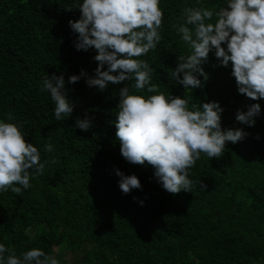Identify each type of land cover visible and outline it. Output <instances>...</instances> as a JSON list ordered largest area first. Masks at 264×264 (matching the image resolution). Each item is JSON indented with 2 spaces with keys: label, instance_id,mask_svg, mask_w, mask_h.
<instances>
[{
  "label": "trees",
  "instance_id": "16d2710c",
  "mask_svg": "<svg viewBox=\"0 0 264 264\" xmlns=\"http://www.w3.org/2000/svg\"><path fill=\"white\" fill-rule=\"evenodd\" d=\"M80 3L0 0V120L23 123L41 162L49 161L21 195L0 191V243L17 256L42 249L60 264H264V99L239 94L231 62L220 66L213 49L203 65L208 81L187 90L189 107L219 102L222 128H240L248 135L228 142L219 159L202 154L189 170L191 192L168 193L150 165H133L120 153L115 135L119 91L132 82L109 84L105 91L86 83L98 62L94 48L78 51L74 46L78 34L69 21L80 19ZM226 3L161 0L162 40L141 59L154 69L151 83L166 96L186 95L183 85L169 79L177 56L189 54L174 27L185 22L183 8L218 11ZM82 70L87 76L68 82ZM52 74L64 76L75 104L72 115L61 121L55 119L50 93L40 90ZM255 103L261 105L255 126L238 122V110L247 112ZM85 116L92 118L89 131L75 127L76 118ZM49 142L54 146L50 153L44 150ZM117 168L137 175L142 189L124 194Z\"/></svg>",
  "mask_w": 264,
  "mask_h": 264
},
{
  "label": "clouds",
  "instance_id": "9594fccd",
  "mask_svg": "<svg viewBox=\"0 0 264 264\" xmlns=\"http://www.w3.org/2000/svg\"><path fill=\"white\" fill-rule=\"evenodd\" d=\"M160 3L161 0H82L77 7L80 19L70 20L69 26L78 34L74 41L78 51H97L94 60L98 67L86 79L89 87L105 91L109 84L132 82L120 89L116 109L115 135L122 157L133 165H150L162 188L177 195L192 191L189 170L202 154L219 159L228 142H240L248 135L240 128H222L224 108L219 102L192 104L190 108L187 90L202 88L208 81L203 65L214 49L220 66L228 67L231 62L239 94L254 101L264 99V0H227L218 11L204 6L183 8L185 22L174 27L189 45V54L177 56V67L169 73V79L185 88L183 98L166 96L151 83L154 69L141 59L162 40L164 12ZM214 18V22H207ZM82 76H87L84 70L70 76L68 82L75 84ZM40 90L50 93L57 121L72 115L75 104L68 97L62 74L46 75ZM145 90L155 94L147 95ZM260 111L259 103L251 104L247 112L238 110L236 120L255 126L254 118ZM6 116L14 120L11 112ZM92 126V118H76L75 127L89 131ZM23 127L21 122L0 120V191L11 189L17 195L29 189L31 178L42 175L49 163L41 162L40 151L27 141ZM44 150L53 152L54 146L49 142ZM116 175L124 194L142 189L137 175H125L118 168ZM200 186L207 188L202 181ZM0 264L60 261L39 248L17 256L14 248L0 243Z\"/></svg>",
  "mask_w": 264,
  "mask_h": 264
}]
</instances>
